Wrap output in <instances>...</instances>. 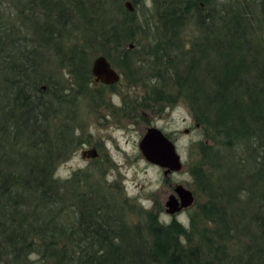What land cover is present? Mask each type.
<instances>
[{"label": "trees", "instance_id": "1", "mask_svg": "<svg viewBox=\"0 0 264 264\" xmlns=\"http://www.w3.org/2000/svg\"><path fill=\"white\" fill-rule=\"evenodd\" d=\"M124 1L0 0V264H264V0L152 1L163 42L150 34L145 56L167 66L138 79L165 82L203 138L189 229L150 213L130 224L101 174H54L79 143L72 104L114 85L93 82L90 56L149 64L124 46L137 0Z\"/></svg>", "mask_w": 264, "mask_h": 264}, {"label": "rangeland", "instance_id": "2", "mask_svg": "<svg viewBox=\"0 0 264 264\" xmlns=\"http://www.w3.org/2000/svg\"><path fill=\"white\" fill-rule=\"evenodd\" d=\"M152 1L137 0L134 11L135 34L124 44L134 49L139 60L149 59V64L138 61L135 64L137 70L133 74L132 70L122 71L109 61L118 72L119 80L112 88L108 87L103 92L100 91L101 94L95 95V98L92 95L85 96L83 103L78 107L72 104L71 110L74 109V113L78 115H76L74 135L77 137L76 142L79 143L70 157L58 165L54 174L60 178H67L77 170L95 176L101 174L106 194H110L109 197L126 199V209L132 214L128 216L130 224L140 221L139 213L144 217L150 213L157 216V220L163 224L174 218L187 228L186 210L188 209L189 213L197 212L195 206L168 215L164 213V201L167 195L172 193L175 184H181L191 190L194 204L200 205L206 200V196L197 190L196 181L189 172V168L199 158L198 142L203 141V138L200 128L195 126L187 105L182 100L170 104L172 92L170 93L165 82L152 81L150 85L152 87H145L143 83L141 84V79H138L142 77L140 74L144 77L150 76L156 70H162L167 66L156 63L153 57L145 56L152 45L150 34L153 33L157 41L163 42ZM219 2L216 5H220ZM8 17L13 18L12 14L5 13L3 19ZM192 23V21L187 23L178 33L179 38H184V48H188L190 40L198 36V31ZM17 24H20V21L17 20ZM24 28L22 27L21 30L23 31ZM165 50L170 53L174 51L172 49L171 52L170 48ZM97 54L99 53L90 56V65ZM58 74L60 78L69 82V76L64 70H59ZM65 85L67 86V83ZM160 92L164 97L157 99ZM155 98L157 100H154ZM149 126L160 129L174 142L182 163L179 171L163 176L159 167L142 158L137 143L145 128ZM90 147H94L98 153L94 160L81 155L82 150ZM136 209L140 210L137 214Z\"/></svg>", "mask_w": 264, "mask_h": 264}, {"label": "water", "instance_id": "3", "mask_svg": "<svg viewBox=\"0 0 264 264\" xmlns=\"http://www.w3.org/2000/svg\"><path fill=\"white\" fill-rule=\"evenodd\" d=\"M123 5L129 11L133 9V6L127 0L123 2ZM129 47H131V44H129ZM90 73L94 83L112 85L119 80L118 72L102 54H97L92 59ZM137 148L146 162L161 169L163 176L177 172L182 168L180 156L174 142L154 126L145 128L138 140ZM81 155L94 159L98 153L94 147H90L82 150ZM193 202L194 196L191 190L181 184H175L172 188V193L168 194L164 201V213L172 215L190 207Z\"/></svg>", "mask_w": 264, "mask_h": 264}]
</instances>
